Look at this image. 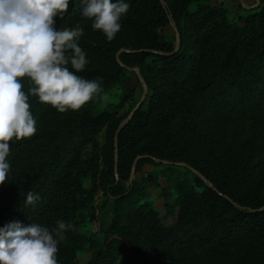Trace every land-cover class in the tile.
I'll list each match as a JSON object with an SVG mask.
<instances>
[{
    "label": "trees",
    "instance_id": "1",
    "mask_svg": "<svg viewBox=\"0 0 264 264\" xmlns=\"http://www.w3.org/2000/svg\"><path fill=\"white\" fill-rule=\"evenodd\" d=\"M124 2L130 7L112 41L82 16L87 0H69L67 13L54 18V26L83 28L77 42L89 62L80 72L70 63L66 67L97 81L103 92L79 110L61 113L32 96L21 80L37 131L9 142L8 177L0 184V228L13 221L47 227L58 240L57 264H78L77 253L87 244L93 254L86 264H116L127 250V264H190L196 247L209 254V264H264V210L251 212L264 207V0L243 26L202 0H173L168 8L160 0ZM193 3L195 12L189 10ZM171 21L182 45L188 33L197 34L192 52H147L175 50L160 34ZM122 49L129 52L117 58ZM126 67L139 68L148 95L119 135L116 162L122 104L113 111L97 113L96 108L101 95L125 82ZM250 109L259 112V122L249 137L236 144L221 141L229 120ZM102 133L103 143L98 140ZM138 157L136 172L145 163H183L215 190L194 173L193 182H181L178 222L166 227L145 202L144 182H130ZM99 191L105 197L102 205L111 201L114 212L102 244L81 233L78 220L83 210L94 209ZM28 192L40 200L26 206ZM196 218L208 225L191 236L180 235ZM57 221L73 226L62 240L53 231Z\"/></svg>",
    "mask_w": 264,
    "mask_h": 264
},
{
    "label": "clouds",
    "instance_id": "2",
    "mask_svg": "<svg viewBox=\"0 0 264 264\" xmlns=\"http://www.w3.org/2000/svg\"><path fill=\"white\" fill-rule=\"evenodd\" d=\"M68 7L69 0H0V184L8 177L9 142L30 138L37 131L23 78L34 85L28 89L32 96L61 113L79 110L103 92L97 81L85 80L66 67L70 63L80 72L89 62L77 42L83 28H54V18L58 14L62 18ZM129 7L124 0H87L82 16L112 41ZM100 99L107 102L109 95ZM39 200V194L28 192L25 205ZM72 227L57 221L53 231L62 240ZM57 244L47 227L10 222L0 228V264H57Z\"/></svg>",
    "mask_w": 264,
    "mask_h": 264
},
{
    "label": "rangeland",
    "instance_id": "3",
    "mask_svg": "<svg viewBox=\"0 0 264 264\" xmlns=\"http://www.w3.org/2000/svg\"><path fill=\"white\" fill-rule=\"evenodd\" d=\"M162 1V6L164 5L166 8L174 5L173 0ZM202 2L221 9L223 13L226 14V17L238 26H243L245 18L248 15L256 13L261 9L259 0H243L244 6L240 4L239 0H202ZM196 8V4L193 3L189 7V10L195 12ZM54 28L56 30H71L74 29L75 26L62 25L54 26ZM160 34L166 41L174 43L176 48V32L172 27V24L164 28L163 31H160ZM188 34L189 35H187V39L184 40L183 45L182 40L180 39L177 52L180 49H186L189 53L192 52L197 34L194 32ZM123 52H129V50L122 49L120 54ZM22 80L29 88L34 87L29 78L25 77ZM105 93L109 95V100L107 102L100 100L96 112L100 113L104 110L113 111L117 105L122 104V107L117 109L118 116L122 119L120 122L121 124L128 118L129 114L140 101L143 90L136 74L127 71L125 82L113 87ZM258 117L259 112L250 109L242 116L231 118L224 135L220 138L221 141L236 144L245 140L249 137L251 126H254L259 122L257 119ZM98 140L101 143L104 142V133L98 137ZM88 153L89 152H86L85 154L88 155ZM148 178L151 179L150 182L147 181ZM134 179L144 182V187L147 191L145 202L157 212L162 224L166 227L176 225L180 213L178 202L179 186L183 181L193 182V172L188 168L177 165H154L145 163L139 171L134 172L133 180ZM85 187L86 189L91 187L90 179L85 180ZM104 200L105 197L103 196V192L99 191L96 193L92 204V208L94 209L83 210L78 219L81 221L79 231L86 235L90 240L96 241L97 244H102L104 239L103 231L109 225L114 216L112 202L110 201L109 205L103 206L102 203ZM262 201L264 202V191L262 194ZM207 225L208 221L205 218H196L192 224L183 228L180 235L191 236ZM92 254L93 250L91 249L90 244H87L83 250L77 253V263L86 264L92 257ZM130 257V250L124 251L118 257L116 264H127ZM189 260L190 264H209V254L204 248L196 247L191 251Z\"/></svg>",
    "mask_w": 264,
    "mask_h": 264
},
{
    "label": "water",
    "instance_id": "4",
    "mask_svg": "<svg viewBox=\"0 0 264 264\" xmlns=\"http://www.w3.org/2000/svg\"><path fill=\"white\" fill-rule=\"evenodd\" d=\"M160 2L163 4V1L160 0ZM240 4L244 6V2L243 0H239ZM164 8H166L164 5H163ZM171 24H172V27L174 28L175 32H176V40H177V45H176V48L175 50L170 53V54H166V53H162V52H155V51H152V50H146L147 52H151V53H157V54H160V55H174L178 48H179V42H180V36H179V32H178V29L176 27V24L174 22L171 21ZM120 54V52H119ZM118 54V55H119ZM118 55H117V58H118ZM119 64L122 65V63L118 60ZM123 66V65H122ZM127 71L129 72H133L136 74V76L138 77L139 79V82L140 84L142 85L143 87V94H142V97L140 99V101L138 102V104L136 105V107L132 110V112L129 114L128 118L126 120H124L118 127L116 133H115V138H114V141H115V148H116V155H115V160L116 162L118 161V153H117V148H118V138H119V135L121 133V131L128 125V123L130 122V120L134 117V115L137 113V111L142 107L145 99L147 98V95H148V87L141 75V72L139 70L138 67H134V68H131V67H126ZM141 157H138L134 164H133V169H132V174H131V177H130V181L133 180V175H134V172H135V166H136V163L137 161L140 159ZM165 165H169L170 163L169 162H166V161H163L161 162ZM179 166H183V167H186L188 168L189 170H191L194 174H196L198 177H200L210 188L214 189L211 185V183L201 174L199 173L198 171L194 170L193 168L189 167L187 164H177ZM215 190V189H214ZM227 200L231 201L227 196H224ZM264 210V207L261 208V209H257V210H251V212H258V211H263Z\"/></svg>",
    "mask_w": 264,
    "mask_h": 264
}]
</instances>
